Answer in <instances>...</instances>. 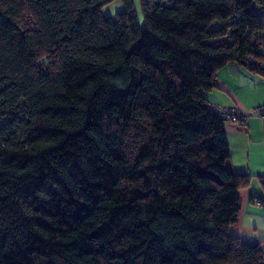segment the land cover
<instances>
[{"label":"trees","instance_id":"1","mask_svg":"<svg viewBox=\"0 0 264 264\" xmlns=\"http://www.w3.org/2000/svg\"><path fill=\"white\" fill-rule=\"evenodd\" d=\"M111 1L0 0V264H264L200 94L264 76V0Z\"/></svg>","mask_w":264,"mask_h":264},{"label":"crops","instance_id":"2","mask_svg":"<svg viewBox=\"0 0 264 264\" xmlns=\"http://www.w3.org/2000/svg\"><path fill=\"white\" fill-rule=\"evenodd\" d=\"M206 102L251 111L264 104V76L236 62H229L216 73V86L200 91ZM229 146V167L248 177L238 191V220L229 228L232 235L264 249V121L254 114L247 126L237 121L225 122Z\"/></svg>","mask_w":264,"mask_h":264},{"label":"built area","instance_id":"3","mask_svg":"<svg viewBox=\"0 0 264 264\" xmlns=\"http://www.w3.org/2000/svg\"><path fill=\"white\" fill-rule=\"evenodd\" d=\"M259 67H264V64H260ZM209 111L225 118L226 120L237 121L242 126H247L248 119L254 114L264 121V104L256 106L251 111H243L238 107H227L212 103L209 104Z\"/></svg>","mask_w":264,"mask_h":264},{"label":"rangeland","instance_id":"4","mask_svg":"<svg viewBox=\"0 0 264 264\" xmlns=\"http://www.w3.org/2000/svg\"><path fill=\"white\" fill-rule=\"evenodd\" d=\"M133 6L139 21V24L141 27L144 25V18H143V13L141 10V3L140 0H132ZM124 5H123V0H113L110 3L106 4L105 6L102 7L101 12L102 15L107 17L110 16L113 19H116L117 13L123 11Z\"/></svg>","mask_w":264,"mask_h":264}]
</instances>
